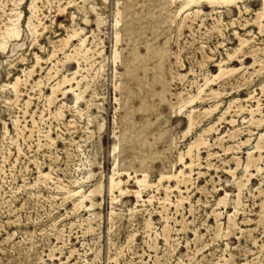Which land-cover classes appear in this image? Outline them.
I'll return each instance as SVG.
<instances>
[{
  "label": "rangeland",
  "instance_id": "rangeland-1",
  "mask_svg": "<svg viewBox=\"0 0 264 264\" xmlns=\"http://www.w3.org/2000/svg\"><path fill=\"white\" fill-rule=\"evenodd\" d=\"M167 1L37 0L38 16L46 25L40 27L41 48L32 42L25 23L32 0H0V31L15 11L22 15L23 28L14 49L11 44L5 49L0 47V264H264V219H260L262 211L264 215V169L251 177L243 190L236 217L238 227L228 229L227 225V214L234 211L237 193L228 170L236 167V156L244 162L247 155V146L239 149L229 145L248 137L254 142L264 131V125L256 127L247 122L251 116L248 109L258 102L264 114V1ZM127 5H131L128 12L135 19L131 23L145 26L133 33L131 40L124 34V15L115 25L117 10L124 11ZM155 6L158 8H150ZM185 14L189 18L179 29ZM72 27L82 28V36L88 35L91 60H81V68L73 60L64 64L45 60L52 41ZM117 32L121 41L115 62ZM146 43L155 46L148 50ZM133 46H137L138 54ZM35 53L43 60L35 66L29 83L42 78V91L22 83L16 100L10 83L24 69L31 68ZM60 57L64 60L62 54ZM54 62V68L61 69L59 77L63 73L71 76L79 69L77 78L84 77L81 85H89L84 93L86 100L75 106L71 93L65 97L59 93V99L48 104L50 82L56 79L48 81L47 74ZM219 63L224 67L243 66L233 74L213 79L205 88L203 99L193 103L194 128L183 136L188 117L186 112L173 113L170 103L196 95L205 85V76L212 80V75L219 72ZM211 89L222 92L221 111L202 117L200 111L215 103L213 95L207 93ZM28 98L32 100L24 113ZM235 98L240 101L216 126L218 132L205 135L211 146L201 148L200 167L194 166L193 172L186 169L191 172L185 178L187 182L181 181L179 189L174 179L165 178L159 183L165 169L177 161L179 152L186 150ZM63 101L64 115L56 118L55 111ZM231 118L236 119L234 126L227 121ZM15 119L20 124L16 125ZM234 128H240L236 139L226 136L219 141L218 136ZM48 132L53 142L48 141ZM125 134L133 143L125 140ZM142 151L153 155L142 157ZM261 154L260 165L264 167V151ZM115 161L131 176L122 175L127 192L115 201L111 214L107 186ZM176 167L180 169L182 164L176 163ZM140 168H147L150 186L138 200L132 192L140 188L135 179V175L141 176ZM40 170L50 176H41ZM98 181L103 188L94 198L97 204L76 213L77 198H68L67 190L81 186L88 191ZM225 192L229 193L230 205L216 207ZM86 204L91 205L90 201ZM215 210L221 215L216 217Z\"/></svg>",
  "mask_w": 264,
  "mask_h": 264
},
{
  "label": "bare ground",
  "instance_id": "bare-ground-1",
  "mask_svg": "<svg viewBox=\"0 0 264 264\" xmlns=\"http://www.w3.org/2000/svg\"><path fill=\"white\" fill-rule=\"evenodd\" d=\"M156 1V0H155ZM167 1V0H166ZM172 0H169V2ZM188 1V0H187ZM196 2L198 0H195ZM201 1V0H200ZM212 2H215L216 0H209ZM219 1V0H218ZM216 1V2H218ZM221 1V0H220ZM225 2V0H223ZM240 1V0H239ZM264 1V0H263ZM164 2V1H162ZM162 2L160 5H162ZM168 2V1H167ZM193 2V1H192ZM199 2V1H198ZM215 2V3H216ZM233 2V1H232ZM71 3V1L69 2ZM185 3V1H184ZM187 3V2H186ZM210 3V2H209ZM214 3V4H215ZM220 3V2H218ZM225 3H229V1L227 0V2ZM46 4V3H45ZM131 4V3H130ZM174 4V3H173ZM183 4V3H182ZM200 4V3H199ZM206 4V3H205ZM234 4V3H233ZM16 5V4H15ZM29 10L30 13L29 15L26 17L25 23L28 29V33L31 35L33 41L32 42H36L41 48L43 47L40 43H38V38L39 36L42 34V30L40 29L41 26H43L44 28H46V25L43 23L42 21V17L40 18L38 15L39 11V7L37 5V0H32V2L29 4ZM158 5V4H157ZM195 5V4H194ZM198 5V4H197ZM212 5V3H211ZM219 5V4H217ZM224 5V3H223ZM221 5V6H223ZM237 5V4H236ZM264 5V2H263ZM69 6V5H68ZM131 7V5H127L124 8V11L121 10H117L116 12V18H115V25L118 26L119 22H120V17H125V27H124V34L126 37H128L130 40L132 39V35L133 33L137 32V31H141L145 26L138 23H131L132 19H134L133 14L129 13V8ZM188 7V6H187ZM198 7V6H197ZM216 7V6H215ZM227 7V6H226ZM83 8V7H82ZM151 9L153 8V10L155 8L158 7H150ZM194 8V7H193ZM230 8V7H229ZM62 10L64 8H61ZM227 9V8H226ZM197 10V9H196ZM194 10V11H196ZM131 11V10H130ZM151 11V10H150ZM231 11V10H230ZM228 10V12H230ZM11 12V11H10ZM124 12V13H123ZM178 12V11H177ZM181 11H179L180 14ZM262 12V11H261ZM149 13V12H148ZM193 13V12H192ZM196 13V12H195ZM12 15L10 17H8V23L6 24L5 28L3 30L0 31V47L2 49H5L6 46L8 44H11L12 49L15 48V45H17V40L19 39V37L21 36L22 33V24H21V13H18L17 11H15L14 13H11ZM147 14V13H146ZM190 14V13H189ZM229 14V13H228ZM100 15V14H98ZM135 15V14H134ZM141 14H139L140 16ZM145 15V13L143 14ZM153 15L152 13H150V16ZM178 15V14H177ZM186 15V14H185ZM191 15V14H190ZM258 15V14H257ZM263 16V15H262ZM97 17V16H96ZM182 17V16H181ZM99 18V17H98ZM101 18V17H100ZM138 18V17H135ZM142 18V17H141ZM188 14L182 18L180 20L179 23V29L183 26V24L186 22V19H188ZM262 18V17H261ZM72 20L73 23L75 25V15H72ZM101 20V19H100ZM135 20V19H134ZM258 20V19H257ZM256 20V21H257ZM260 20V19H259ZM86 21V20H85ZM249 21V20H248ZM261 21V20H260ZM89 22V21H88ZM103 22V21H102ZM123 22V21H122ZM175 22V21H174ZM98 23V22H97ZM96 23V24H97ZM193 23V22H192ZM98 25V24H97ZM170 25V24H169ZM260 25V24H259ZM98 27V26H97ZM100 27V26H99ZM169 27V26H168ZM167 27V28H168ZM80 28V27H79ZM118 28V27H117ZM164 28V27H163ZM166 28V27H165ZM206 28V27H205ZM217 28V27H216ZM99 29V28H98ZM165 30V29H164ZM163 30V31H164ZM218 30V29H217ZM182 31V29H181ZM83 32V29L80 28H67V34H65L64 36H60L58 37L56 40H53L51 43V51L50 54L48 56V58L46 57L45 60H56L57 63L61 62L62 64H64V62H69L71 60L76 61L78 64V67L81 68V60L85 61V62H89L91 60V55L88 57L89 52L91 53V49L87 46V41L89 40L88 35L87 36H82L81 33ZM123 32V31H122ZM236 34V33H235ZM222 36V35H221ZM156 37V36H155ZM180 37V36H179ZM238 37V36H237ZM241 37V36H240ZM95 39V38H94ZM153 39V37H152ZM78 41L77 44H74V41ZM129 40V41H130ZM93 41V40H92ZM121 41L120 38V34L117 32L115 35V50L113 53V60L116 62L117 58L119 57L120 52L117 49V46L119 45ZM241 41V39L239 40ZM12 42V43H11ZM90 42V41H89ZM142 42V41H141ZM147 42V41H146ZM35 43V44H36ZM143 43V42H142ZM141 43V44H142ZM145 43V40H144ZM168 43V40L165 41V44ZM245 43V42H244ZM140 45V44H139ZM241 45V44H239ZM9 46V45H8ZM90 46V45H89ZM155 46V45H154ZM154 46L151 43H146L145 47L148 50H151L154 48ZM242 46V45H241ZM145 48V49H146ZM159 48V47H158ZM239 48V47H238ZM237 48V50H239ZM94 49V48H93ZM156 49V48H155ZM254 49V48H253ZM133 50L134 53L136 52L137 54L139 53V50L137 48V46H133ZM157 50V49H156ZM202 50V49H201ZM261 50V49H260ZM132 51V50H131ZM155 51V50H153ZM259 51V50H258ZM94 52V51H93ZM150 53V51H147ZM156 52V51H155ZM160 51H158L159 53ZM167 52V51H166ZM237 52V51H235ZM96 53L100 54L101 51H97ZM164 53V52H163ZM252 53V52H251ZM60 54L63 55L64 60L61 61V57ZM235 54V53H234ZM94 55V54H93ZM142 55V54H141ZM159 55V54H156ZM155 55V56H156ZM164 55V54H162ZM231 55V54H230ZM134 55H132L133 57ZM138 56V55H137ZM229 56V53H228ZM147 56H144L142 58H145ZM255 57V56H254ZM124 58V57H123ZM129 58V57H128ZM210 58V57H209ZM137 59V57H136ZM43 60V57L37 53H35V62L34 64L31 66V68L29 69H24L23 70V74L22 75H18L16 76L15 80L13 82L10 83V87L12 88V91L15 93L16 95V100H19L20 95H21V90H20V85L22 83L24 84H28L30 79L33 78V74L35 71V66L40 65V62ZM135 60V58H134ZM164 60V59H163ZM254 60V59H253ZM130 61V60H129ZM99 62V61H98ZM221 62V61H220ZM255 62L256 59H255ZM260 62V61H259ZM262 62V59H261ZM162 63V62H160ZM131 64V63H129ZM91 65V63H90ZM219 65V72L217 74L212 75V80L209 79V77L205 76V85L204 87L199 88L198 93L195 95H189L188 97H180L178 100V103L176 104H172L170 103V107L171 110H173V113H175L176 115H182L180 114L181 112H186V115L188 117V127L187 130L184 132L183 136H185L188 132L191 131V129L194 128V123H196L195 120V116L194 113L196 112V108L193 106V103L198 99H203L202 94L205 92V88L209 86L210 83H212L213 79H219L221 77H223L224 75L229 73H234L236 71H238L240 68H242V66L240 68H233V67H224L221 63L217 64ZM253 65V64H252ZM260 65V64H259ZM54 66H56V62L53 63V67H51L48 70V81H51V79H56L53 83L51 84L50 82V93L46 96V100L48 102L49 105L54 104L58 99H59V93H61L63 95V97L67 96L68 93H71L73 95V98L75 100V106H77V104L82 101L84 98V93L86 92V90L89 88V85L86 84L84 86L81 85L84 77H81L80 79H78L77 77L80 75V71L79 69H75L72 73L71 76H69L66 73H63L61 75V77H59V72H60V68L56 67L54 68ZM162 66V65H161ZM250 67V66H249ZM261 67V66H260ZM83 68V67H82ZM87 68V67H85ZM162 68V67H161ZM164 69V68H163ZM99 70V68H98ZM129 70V69H128ZM131 70V69H130ZM161 70V69H160ZM159 70V71H160ZM89 71V70H88ZM256 71V70H255ZM159 75V74H158ZM262 75V74H261ZM163 76V75H162ZM161 77V76H159ZM91 78V77H90ZM180 78V77H179ZM243 78V77H242ZM163 81V80H162ZM42 78H39L38 80L34 81L33 83H29L31 84L34 88V86H36L40 91H42L41 86H42ZM85 83V82H84ZM226 83V82H225ZM90 84V83H89ZM199 85V84H198ZM224 86V85H223ZM222 86V87H223ZM263 87V86H262ZM261 87V89H263ZM164 88V86L162 87ZM141 90V89H140ZM88 91V90H87ZM138 92V91H137ZM208 94H212L213 98L215 100V103L213 105H210L209 107L204 108L202 111H200V114H203L202 117H211V115L220 109V105H221V101L220 98L222 96V92H220L219 90L216 89H211L210 92H207ZM139 94V93H138ZM137 94V95H138ZM163 95V94H162ZM165 95V94H164ZM161 96V95H160ZM253 95H251L248 98H252ZM15 97V96H14ZM31 98V97H30ZM212 98V97H211ZM117 99V98H116ZM15 99L13 98V101ZM32 100V99H31ZM31 100L28 98L25 101V105H26V110L24 111V113L28 112V108L30 106ZM86 100V99H85ZM84 100V101H85ZM91 100V99H89ZM164 100V99H163ZM213 100V99H212ZM239 99H234L233 101H230L229 105L227 106V108L225 110H223L221 112V114L218 116L217 120H215L212 123H209V125L207 126V128H204L202 132H199V134H197L198 136L192 140L187 149L184 151H180L177 161L175 163H171L169 165V168L167 167L165 169V172H163L161 178L159 179V183H161L162 180H164L165 178L168 179H174L175 181H177V185L176 188L179 189V185L181 183V181H186L185 179L186 177H190L191 176V172H193V168L194 166L200 167V163L199 160L201 159V148L202 147H206L209 144V141L207 140V138L205 137V135H208L212 132H218V129H216V126L219 125L223 120H225L226 117V113L229 112L233 106L234 103H236ZM201 101V100H200ZM240 101V100H239ZM259 101V100H258ZM89 102V101H88ZM144 102V100H143ZM229 102V101H228ZM142 103V102H141ZM66 103L63 101L62 105L58 107V109L55 111V117L56 118H61L64 115V111L62 110V107H64ZM89 104V103H87ZM146 104V103H145ZM88 106V105H87ZM237 106V105H236ZM123 107H124V103H123ZM261 105L258 102L256 107H251L249 108V112H250V117L248 118L247 122L249 123V125H254L256 127H261L264 125V114L262 113L263 110L261 111ZM185 109H188L187 111H184ZM198 109V108H197ZM78 110V109H77ZM221 111V109H220ZM241 111V110H240ZM245 111V110H244ZM79 112V111H77ZM235 112V111H234ZM24 115V114H23ZM174 115V114H173ZM234 115V114H233ZM257 115H260V117H257ZM198 116V115H197ZM201 117V118H202ZM232 117V116H231ZM19 118V117H18ZM91 119V118H90ZM58 120V119H57ZM198 120V119H197ZM201 121V120H200ZM231 125L234 126L236 119L231 118L229 120H227ZM15 124L18 125L20 124V120L19 119H15L14 120ZM32 122L33 125L36 124V120L34 118V116H32ZM135 123V122H134ZM14 124V123H13ZM71 125V124H70ZM15 126V125H14ZM135 126V125H133ZM16 127V126H15ZM102 127V125H101ZM19 129V128H18ZM89 129V128H87ZM247 129V128H246ZM27 130V129H26ZM30 130V128H29ZM101 130V129H100ZM240 130V128H234L233 130L228 131V133H223V135L218 136L217 138L220 140H223L226 136H228V138L230 140L236 139L238 136V131ZM32 131V129H31ZM30 131V132H31ZM87 131V130H86ZM18 132V131H17ZM89 132H92L91 130ZM251 132V131H250ZM238 133V134H237ZM252 133V132H251ZM45 135V134H44ZM165 134H160V136H164ZM19 136V135H17ZM47 137L49 138L48 141H54V139L49 135V132L47 133ZM125 140L127 141H131V143H133V139L129 138L128 136H126V134L124 135ZM252 137H248L245 140H241L239 142H237L236 144H230L229 146H236L239 149L242 148V146H247V152H246V160L244 162H241V159L239 156H236V167L231 168L228 170V172L232 175L233 177V183L235 184L236 188H237V193H236V198L233 200V206L234 207V211L233 212H229L227 214V220H228V229L231 228H237L238 224H237V220L236 217L238 215V213L241 210V206H242V196H243V190L245 189V187H247V183L249 182L250 178L253 177L254 175H256L257 173L260 174V172L264 169V167H262L260 165V161L262 160L263 155L261 154L264 151V131H261L256 140L253 142H251ZM137 141V140H135ZM226 141V140H224ZM223 141V142H224ZM221 142V143H223ZM171 144V143H170ZM212 144V143H211ZM135 145V144H134ZM219 145V144H218ZM221 145V144H220ZM132 146V145H130ZM211 146V145H210ZM226 147V146H225ZM230 147V148H231ZM207 148V147H206ZM224 148V147H223ZM222 148V149H223ZM227 148V147H226ZM238 148L236 150H238ZM117 149V145L113 146V151H115ZM204 149V148H203ZM210 148L208 147L207 150H209ZM235 149V148H234ZM235 150V151H236ZM155 152V151H154ZM162 152V151H161ZM256 152H259V156H256ZM209 153V152H208ZM155 154H157L159 157H162V154L159 152H156ZM137 155V154H136ZM142 157H147V156H152L153 154L146 152V151H142L141 152ZM209 155H211V153H209ZM140 156V155H139ZM213 156V155H211ZM140 158V157H139ZM158 159V158H157ZM230 159V158H229ZM233 159V157H232ZM157 161V160H156ZM243 161V160H242ZM208 162V161H207ZM235 162V161H234ZM145 163V162H144ZM176 163L182 164V167L180 169H177L176 167ZM210 163V162H209ZM149 164V163H148ZM132 165V164H131ZM123 166V165H122ZM143 166V165H142ZM148 166V165H147ZM210 166V165H209ZM208 166V167H209ZM186 169H189V171L191 172H186ZM256 171V173H254L253 171ZM141 176L139 175H135V179L137 184L139 185V189L133 191L132 193H134V195L137 197L138 200L143 199V190L145 188H147L148 186H150L149 180H148V170L147 168H140ZM49 172V171H48ZM51 172V171H50ZM162 173V172H161ZM206 173V172H205ZM127 174L128 176H131V174L129 173L128 169H124V168H120L118 166V162L115 161V164L112 168V173L109 176V181H108V186H107V190L109 192V194L111 195V214H114V203L115 201H117V199L119 197H121L123 194H125L127 192V187L125 186V182L124 179L122 178V175ZM40 175L43 177H47L49 174L44 172L43 170H40ZM50 176V175H49ZM40 177V176H39ZM132 178V177H131ZM47 179V178H46ZM191 179V178H190ZM78 181V180H77ZM192 181V180H191ZM76 182V181H75ZM78 183V182H77ZM189 183V181H188ZM60 184V183H59ZM76 184V183H75ZM186 184V183H184ZM155 186V185H154ZM102 182L98 181L97 183H95V185L90 189V190H85L83 187L79 186L78 188L75 189H66L67 190V197L68 198H77V200H74V209L77 213V211L81 208H86V209H92L93 206H95L97 204V202H95L94 198L96 195L101 194L102 192ZM163 189V188H162ZM168 191H170V188H166ZM206 189V188H205ZM178 191V190H177ZM182 190H180L181 192ZM173 193V192H172ZM66 197V196H65ZM159 197V196H158ZM229 193L225 192V195L220 196L217 200L216 203V207L218 206H224V207H228L229 204ZM187 198V197H186ZM149 199V198H148ZM181 199H184V197H182ZM66 200V198H65ZM159 200V199H158ZM87 201H90L91 205L88 206L86 204ZM231 201V200H230ZM177 203V202H176ZM100 205V203H99ZM179 207V206H178ZM193 207V206H192ZM179 209V208H178ZM263 210V209H262ZM190 211V210H189ZM215 214L216 217L221 215V211L215 210L213 212ZM112 217V216H111ZM110 214H109V218ZM113 218V217H112ZM172 219V218H170ZM260 219L263 220L264 219V215H263V211L261 212V216ZM91 220V219H90ZM87 221V220H86ZM183 222V221H182ZM219 222V221H218ZM86 223V222H85ZM87 224V223H86ZM145 226V225H144ZM148 226L150 227L151 225H149L148 222ZM148 227V228H149ZM223 227V226H222ZM89 228V227H88ZM90 229H92V227H90ZM171 229V228H170ZM222 229V228H221ZM88 230V229H87ZM86 230V231H87ZM176 230V229H175ZM250 230V229H249ZM163 231V230H162ZM171 231V230H170ZM218 231V230H217ZM215 231V232H217ZM220 231V230H219ZM224 231V230H223ZM222 231V232H223ZM234 231V230H233ZM88 232V231H87ZM62 233V231L60 232ZM170 233V232H169ZM226 233V232H224ZM223 233V234H224ZM229 233V232H227ZM220 234V233H219ZM168 235V234H167ZM218 235V234H217ZM230 235V234H229ZM59 236V235H58ZM57 236V237H58ZM160 236V235H159ZM220 236V235H219ZM218 236V237H219ZM62 236L60 235V238ZM156 238V237H155ZM168 238V237H167ZM154 247V246H153ZM229 247V246H228ZM73 248V247H72ZM74 251V250H73ZM70 252V251H69ZM75 252V251H74ZM231 254V253H230ZM233 254V253H232ZM252 254V253H251ZM71 257V256H70ZM223 263V262H222ZM226 263V262H225Z\"/></svg>",
  "mask_w": 264,
  "mask_h": 264
}]
</instances>
